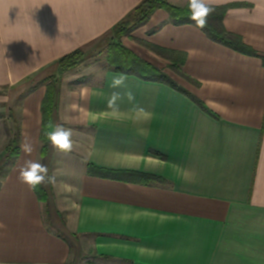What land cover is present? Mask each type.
I'll return each mask as SVG.
<instances>
[{
  "label": "crops",
  "instance_id": "crops-1",
  "mask_svg": "<svg viewBox=\"0 0 264 264\" xmlns=\"http://www.w3.org/2000/svg\"><path fill=\"white\" fill-rule=\"evenodd\" d=\"M142 1L0 0V90L10 91L8 122L20 129L19 147L27 141L34 149L29 155L20 147L1 177L0 264H264L263 61L192 24L175 25L158 9L122 42L210 113L134 75L112 89L122 73L91 52ZM210 3L230 5L225 28L264 56V0ZM147 44L184 53L183 72L198 85ZM78 48L88 58L61 77L50 124L74 130L73 151L59 153L48 142L41 156L45 80ZM112 91H131L135 100L123 95L113 114ZM9 139H0V148ZM27 159L54 177L42 185L45 202L18 180ZM88 164L162 183L93 177Z\"/></svg>",
  "mask_w": 264,
  "mask_h": 264
},
{
  "label": "trees",
  "instance_id": "trees-1",
  "mask_svg": "<svg viewBox=\"0 0 264 264\" xmlns=\"http://www.w3.org/2000/svg\"><path fill=\"white\" fill-rule=\"evenodd\" d=\"M177 6L169 0H143L137 7H135L126 17L119 21L109 32V34L102 39L100 43H106L107 48V70L122 73L126 75H134L143 80L159 82L170 86L178 92L189 97L195 104L201 107L204 111L210 113L206 105L195 95L189 93L183 87L178 85L168 74L163 70L154 66L153 64L143 60L131 50H129L122 42L124 37L130 36L131 33L147 23L153 13L158 9H163L169 13L170 21L175 25H184L194 23L189 19L190 13L187 7ZM215 11L209 16L206 27L201 29L207 37L218 44L231 48L241 54L248 56H255L262 59L264 64V56L260 55L254 48L244 42L241 36L229 32L224 26V18L227 9L230 5L213 6ZM153 52L165 57L171 61L169 67L185 80L198 85V83L183 72L182 66L185 60V54L181 52L168 51L160 47L147 44ZM88 58V54L84 49L78 48L63 57L57 62L58 75L51 76L45 80L46 94L42 101V129L40 140L42 143L41 156H45L47 152L48 141L44 136V132L51 124L55 110V96L61 77L79 67ZM11 112V111H10ZM11 117V116H10ZM20 129L15 126L11 133V137L7 146L4 149L2 157L3 163L0 162V173L3 166L11 167L14 161L20 154L19 140ZM6 173V172H5ZM87 173L93 177L124 180L128 182H137L141 184L162 183L160 177L141 174L131 171H116L96 167L93 164H88ZM1 182V178H0ZM35 193L39 200L45 202L47 200V193L43 186L35 189Z\"/></svg>",
  "mask_w": 264,
  "mask_h": 264
},
{
  "label": "clouds",
  "instance_id": "clouds-1",
  "mask_svg": "<svg viewBox=\"0 0 264 264\" xmlns=\"http://www.w3.org/2000/svg\"><path fill=\"white\" fill-rule=\"evenodd\" d=\"M188 10L190 13L189 19L194 23V26L200 29L206 27L208 18L213 14L215 8L210 3V0H188ZM125 74H117L113 76L110 87L112 89H118L125 86L126 82ZM123 95H126L129 102L135 100L134 94L128 91L122 94L118 91H112L107 100V108L112 111L113 114L119 112V102L123 99ZM142 111V109H141ZM74 130L72 128L64 127L63 124L49 125L45 130L44 136L51 144L53 149L62 154H69L74 148ZM21 151L26 154L33 152V145L30 142H23L21 144ZM18 180L29 187L31 190H35L41 185L54 183V177L49 175V169L47 165L39 160L27 159L19 167Z\"/></svg>",
  "mask_w": 264,
  "mask_h": 264
},
{
  "label": "rangeland",
  "instance_id": "rangeland-1",
  "mask_svg": "<svg viewBox=\"0 0 264 264\" xmlns=\"http://www.w3.org/2000/svg\"><path fill=\"white\" fill-rule=\"evenodd\" d=\"M169 2L173 4H179L181 6H185L188 3V0H169ZM106 56L107 59V48L106 43H100L98 44L93 51L91 52V59L98 58L100 61H103L104 57ZM107 63V60H106ZM81 66V65H80ZM108 66V65H107ZM76 69V68H75ZM9 90H0V139L7 140L11 137V133L15 128V121L12 119L11 124L9 121V109L6 107L8 104L7 97H9ZM13 127V128H12ZM5 145V144H4ZM4 145L2 144V147L0 148V162L3 163V155H4ZM8 166H3V169L0 173V178L4 176Z\"/></svg>",
  "mask_w": 264,
  "mask_h": 264
}]
</instances>
